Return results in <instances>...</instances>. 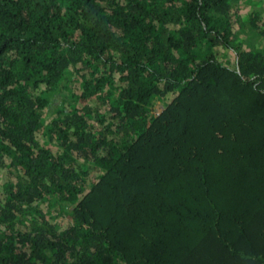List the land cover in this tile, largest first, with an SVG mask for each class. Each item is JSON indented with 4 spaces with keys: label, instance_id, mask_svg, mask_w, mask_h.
Masks as SVG:
<instances>
[{
    "label": "trees",
    "instance_id": "trees-1",
    "mask_svg": "<svg viewBox=\"0 0 264 264\" xmlns=\"http://www.w3.org/2000/svg\"><path fill=\"white\" fill-rule=\"evenodd\" d=\"M237 1L0 0V264H264V44Z\"/></svg>",
    "mask_w": 264,
    "mask_h": 264
},
{
    "label": "rangeland",
    "instance_id": "rangeland-1",
    "mask_svg": "<svg viewBox=\"0 0 264 264\" xmlns=\"http://www.w3.org/2000/svg\"><path fill=\"white\" fill-rule=\"evenodd\" d=\"M234 7L237 9L238 14L244 18L242 20V25H243L242 30H243V32L245 31L243 33V39L246 40L247 42H250L255 47L261 48L264 44V38H262L260 36H255V33L253 32L251 27H249V26L246 27V23H247V19H248L247 16H248L250 11L257 10L260 7H262L264 10V0H257V1H254V0H238ZM263 16H264V14H263ZM232 57H233V54L227 50H225L224 54L219 55V58L222 62L232 60ZM221 58H223L224 60ZM157 102L158 103L155 105H157V108H159V110H160L164 106L165 103L161 99L157 100ZM54 105H56V103ZM249 145H250L249 140L247 137H245V139L243 141V147H249ZM248 176H249V178H248V186H249V185H251V182H250L251 174H248ZM201 193L202 192H198V194H201ZM209 194H211L214 199L216 198L217 202L219 203L221 208H223L225 201L223 199L224 196L221 193V191L217 190V189H213L212 191H209ZM233 196L235 197V195H233ZM248 197H250V195H248ZM240 204H241V202L237 201L236 198L232 199V205H233L234 209H238L240 207ZM235 213H236V211H235ZM259 214L261 215L260 225L264 229V206L263 205L260 206V208H259ZM243 215H245V214L243 213ZM239 219H244V221H245V218L243 216H240Z\"/></svg>",
    "mask_w": 264,
    "mask_h": 264
}]
</instances>
